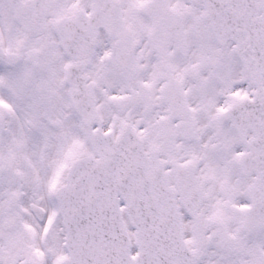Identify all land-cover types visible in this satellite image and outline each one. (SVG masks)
<instances>
[{
  "label": "snow or ice",
  "instance_id": "snow-or-ice-1",
  "mask_svg": "<svg viewBox=\"0 0 264 264\" xmlns=\"http://www.w3.org/2000/svg\"><path fill=\"white\" fill-rule=\"evenodd\" d=\"M0 264H264V0H0Z\"/></svg>",
  "mask_w": 264,
  "mask_h": 264
}]
</instances>
